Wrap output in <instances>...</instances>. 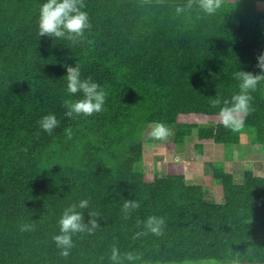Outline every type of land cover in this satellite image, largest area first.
Wrapping results in <instances>:
<instances>
[{
    "label": "trees",
    "instance_id": "16d2710c",
    "mask_svg": "<svg viewBox=\"0 0 264 264\" xmlns=\"http://www.w3.org/2000/svg\"><path fill=\"white\" fill-rule=\"evenodd\" d=\"M41 2L0 0V264H117L113 246L139 254L119 264H264V175L246 170L238 183L214 163L223 196L210 200L187 182L182 160L149 178L139 165L152 146L138 138L160 120L175 128L172 152L194 131L200 152L207 143L233 149L243 134L264 149V80L238 128L224 126L211 103L239 91L237 68L259 71L264 0H221L213 14L196 0L181 13L176 5L188 0H83L91 27L75 43L38 35ZM76 61L106 98L100 111L69 117L63 102L83 93L66 91L64 64ZM49 112L59 121L50 132L37 123ZM81 198L85 221L90 211L98 224L61 255L52 235ZM125 199L139 201L127 215ZM149 215L164 218L159 233L144 229Z\"/></svg>",
    "mask_w": 264,
    "mask_h": 264
},
{
    "label": "clouds",
    "instance_id": "9594fccd",
    "mask_svg": "<svg viewBox=\"0 0 264 264\" xmlns=\"http://www.w3.org/2000/svg\"><path fill=\"white\" fill-rule=\"evenodd\" d=\"M193 7L191 0L185 5L177 4L175 11L181 13L185 8ZM195 7L204 13L213 14L221 7V0H196ZM91 27L89 13L85 9L83 0H42L39 6L37 17L38 35H50L52 37H64L77 42L84 38L86 29ZM66 68V91L76 93L80 91L83 95L79 98L65 100L66 106L65 116L71 117L73 113L88 115L94 111H100L104 105L106 93L103 87L97 81L89 77H81L79 63L64 64ZM256 67L257 72L237 68L233 74L239 81V91L234 92L230 99L225 98L223 101L219 95L211 100L212 104L221 105L218 110L221 123L229 128L240 127L244 115L252 110L251 91L255 90L259 81L264 80V51L257 56ZM58 118L54 113H46L42 115L37 123L40 128L45 131H52L58 124ZM151 134L157 138H165L171 134V129L163 121L157 120L153 122ZM88 199L81 198L77 203H70L65 207L57 221L59 229L53 233L52 239L55 241L57 248L60 249L61 255H67L69 249L73 246V235L77 232H92L96 228L98 221L93 218V214L88 212V219L85 221L84 212L79 209H87ZM139 205V201L135 199H125L123 210L125 215L131 208ZM139 223V221H138ZM164 218L157 215H149L144 221V229L154 233L162 230ZM22 228H28L30 225L24 224ZM137 232L134 235H140ZM125 258L127 261H136L139 257L138 253L127 251L120 253L116 246L112 247L110 259L119 262Z\"/></svg>",
    "mask_w": 264,
    "mask_h": 264
},
{
    "label": "rangeland",
    "instance_id": "374dc122",
    "mask_svg": "<svg viewBox=\"0 0 264 264\" xmlns=\"http://www.w3.org/2000/svg\"><path fill=\"white\" fill-rule=\"evenodd\" d=\"M154 125H142L138 130V138L142 143L150 141L153 155L150 159L140 163V167L144 170L149 178L155 176H164L166 173L167 163L172 160L184 161L186 180L190 184H201L205 187L206 198L218 201L223 196L222 186L219 182H215L212 178V167L214 163H222L226 165L230 172L235 175L236 181H241L246 170L251 169L256 163L264 164L259 159V154L256 157L251 156V152L238 147L234 149H226L223 146L206 144L200 152L195 148L197 142L196 131L193 135L186 139L185 145L180 147L175 152L169 151L166 144L174 140L175 128L173 125L167 124L171 129V134L165 138H157L151 134V129ZM247 135V134H246ZM243 141L246 145L249 144L251 138L243 134ZM141 143V144H142ZM234 148V147H233ZM248 149L249 146H244ZM242 150V151H241ZM232 152V154H231ZM231 154V155H230ZM235 154H238L237 156ZM264 172V169H263ZM152 264H221L218 261H197V262H176V263H152Z\"/></svg>",
    "mask_w": 264,
    "mask_h": 264
},
{
    "label": "crops",
    "instance_id": "0c3cea01",
    "mask_svg": "<svg viewBox=\"0 0 264 264\" xmlns=\"http://www.w3.org/2000/svg\"><path fill=\"white\" fill-rule=\"evenodd\" d=\"M244 136H247L246 134H244ZM244 139H243V135H242V138H241V144L240 145H237V146H235L231 151L232 152H234V149H237L238 147H240L241 149H244V150H246L247 152H251V156H253V157H256L257 158V155H255L256 153L257 154H259V159H261L263 162H264V149H263V147L261 146V145H258V144H253L251 141L249 142V144L248 145H246L245 144V142L243 141ZM244 146H249V148L247 149H245L244 148ZM224 148V147H223ZM204 149V148H203ZM242 151V150H241ZM232 152H231V154H232ZM230 154V155H231ZM236 156L238 155V154H235ZM226 166V165H225ZM227 167V166H226ZM228 168V167H227ZM229 169V168H228ZM263 169H264V164L262 165V164H258V163H256L255 164V166L254 167H252L251 169H249V170H251V171H253L254 172V174H256V175H260V176H263L264 175V172H263ZM234 177H235V175H234ZM235 180H236V178H235ZM243 180V179H242ZM241 180V181H242ZM241 181H238V183L239 182H241Z\"/></svg>",
    "mask_w": 264,
    "mask_h": 264
}]
</instances>
